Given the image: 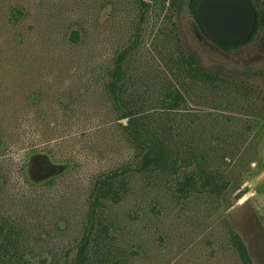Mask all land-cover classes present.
<instances>
[{
  "label": "rangeland",
  "instance_id": "rangeland-1",
  "mask_svg": "<svg viewBox=\"0 0 264 264\" xmlns=\"http://www.w3.org/2000/svg\"><path fill=\"white\" fill-rule=\"evenodd\" d=\"M178 2V12L151 10L140 25L122 97L147 128L169 131L179 146L194 140V147L217 153L213 169L229 184L219 199L176 201L161 173L129 174L120 200L102 210L114 228L108 264H241L228 225L254 259L264 242V28L251 43L224 50L199 33L189 0ZM137 21L136 0H0V211H17L10 202L24 201L49 226L61 214L69 231L58 240L68 246L90 175L135 154L104 83ZM188 54L203 69L221 72L224 84L191 79L181 59ZM167 87L183 96L173 112L160 104ZM195 115L197 126L189 128ZM227 132L241 138L212 143L214 134ZM51 179V190L30 188ZM27 259L50 261L40 247Z\"/></svg>",
  "mask_w": 264,
  "mask_h": 264
},
{
  "label": "trees",
  "instance_id": "trees-1",
  "mask_svg": "<svg viewBox=\"0 0 264 264\" xmlns=\"http://www.w3.org/2000/svg\"><path fill=\"white\" fill-rule=\"evenodd\" d=\"M198 1L189 0V11L194 21ZM136 5L138 23L134 36L130 44L115 54L104 83L107 102L116 118L122 120L119 127L135 149L132 160L117 168L90 175L83 198L84 211L82 216L79 215L75 220L77 226L75 229L78 233L73 238L71 246L58 240L69 231L67 219H63L61 214L49 226L39 209L30 208L24 201L19 204L11 201V205L18 207L17 211H0V264H38L27 259L37 247L49 257L48 264H67L71 253V264H108L106 256L109 253L105 247L107 241L113 237L114 228L112 224H105L102 210L106 201L120 200L126 179L131 173H161L164 175L165 189L176 201H186L192 196L205 194L219 199L228 187L226 177L213 169L217 153L209 155V150L203 145L194 147V140L179 146L174 143L169 131L147 128L146 120L134 113L135 104L127 97L123 99L122 88L129 80V61L139 43L140 25L144 23L151 10L171 9L178 12L180 8L178 0H136ZM72 35L76 39V32ZM181 59L184 70L191 79L216 85L224 84L221 72L203 69L193 54ZM182 102L183 96L175 87L165 88L160 98L161 106L170 112L177 110ZM227 120L230 121V118ZM197 122L196 115L192 116L188 119L187 126L189 128L192 125L197 126ZM246 128L250 129L249 126ZM238 136L241 138L240 135L228 132L214 134L212 143L219 146L225 141L237 142ZM218 154L224 162L229 157L223 152ZM53 181L54 179H51L41 185L30 184V188L45 185L51 190L54 186ZM262 230L264 231V228ZM228 233L232 248L241 264H264V242L259 252H255L254 259L241 234L230 225ZM56 240L60 242L55 245Z\"/></svg>",
  "mask_w": 264,
  "mask_h": 264
},
{
  "label": "water",
  "instance_id": "water-1",
  "mask_svg": "<svg viewBox=\"0 0 264 264\" xmlns=\"http://www.w3.org/2000/svg\"><path fill=\"white\" fill-rule=\"evenodd\" d=\"M195 16L201 32L219 46L247 42L256 26V10L249 0H199Z\"/></svg>",
  "mask_w": 264,
  "mask_h": 264
},
{
  "label": "flooded vegetation",
  "instance_id": "flooded-vegetation-1",
  "mask_svg": "<svg viewBox=\"0 0 264 264\" xmlns=\"http://www.w3.org/2000/svg\"><path fill=\"white\" fill-rule=\"evenodd\" d=\"M249 1L252 3V5L254 6V8L256 10V26H255V30H254L253 34L251 35V37L249 38V40L247 42L239 44L238 46H230L231 48H225L224 46H219V45L215 44L210 38L205 36L201 32V30L198 28V26L196 25L199 33L205 39H207L211 43L215 44L216 46H218L219 48L224 49V50L234 49V48L244 46V45L251 43L252 40L254 39V37L256 36V34L258 33L259 29L264 28V0H249ZM195 24H196V22H195ZM71 260H72V257H69V263H67V264H71ZM38 264H41V263H38Z\"/></svg>",
  "mask_w": 264,
  "mask_h": 264
}]
</instances>
